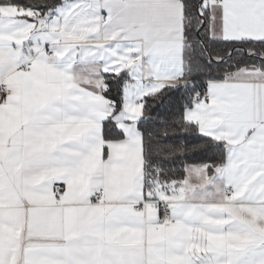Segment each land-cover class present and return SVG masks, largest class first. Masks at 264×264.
I'll return each mask as SVG.
<instances>
[{
	"label": "snow or ice",
	"instance_id": "obj_1",
	"mask_svg": "<svg viewBox=\"0 0 264 264\" xmlns=\"http://www.w3.org/2000/svg\"><path fill=\"white\" fill-rule=\"evenodd\" d=\"M0 264H264V0H0Z\"/></svg>",
	"mask_w": 264,
	"mask_h": 264
}]
</instances>
